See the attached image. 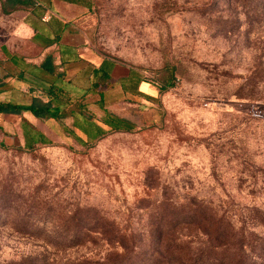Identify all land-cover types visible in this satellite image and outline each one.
Here are the masks:
<instances>
[{
	"label": "rangeland",
	"instance_id": "rangeland-1",
	"mask_svg": "<svg viewBox=\"0 0 264 264\" xmlns=\"http://www.w3.org/2000/svg\"><path fill=\"white\" fill-rule=\"evenodd\" d=\"M93 5L95 42L155 81L156 100L125 104L135 128L87 147L11 146L0 130V264L33 249L18 237H76L56 225L82 211L127 231L194 200L264 211V0Z\"/></svg>",
	"mask_w": 264,
	"mask_h": 264
},
{
	"label": "crops",
	"instance_id": "crops-1",
	"mask_svg": "<svg viewBox=\"0 0 264 264\" xmlns=\"http://www.w3.org/2000/svg\"><path fill=\"white\" fill-rule=\"evenodd\" d=\"M94 1L0 0V101H36L54 114L0 112L8 145L87 147L135 128L125 104L155 102L157 83L95 42Z\"/></svg>",
	"mask_w": 264,
	"mask_h": 264
},
{
	"label": "trees",
	"instance_id": "trees-1",
	"mask_svg": "<svg viewBox=\"0 0 264 264\" xmlns=\"http://www.w3.org/2000/svg\"><path fill=\"white\" fill-rule=\"evenodd\" d=\"M170 84L173 82L169 79L160 89L165 90ZM44 108L36 101L20 105L0 101V112L28 109L41 117L54 115ZM195 201L158 212L169 216V220L149 222L129 232L112 221L88 223L79 217L89 214L82 211L56 225L76 232V237H18L31 242L33 249L2 264H264V234L255 230L264 227L263 210L227 209ZM93 232L103 237L90 236Z\"/></svg>",
	"mask_w": 264,
	"mask_h": 264
},
{
	"label": "built area",
	"instance_id": "built-area-1",
	"mask_svg": "<svg viewBox=\"0 0 264 264\" xmlns=\"http://www.w3.org/2000/svg\"><path fill=\"white\" fill-rule=\"evenodd\" d=\"M49 16H50L49 13L48 14H44L43 17H42V20H44V21L48 20Z\"/></svg>",
	"mask_w": 264,
	"mask_h": 264
}]
</instances>
